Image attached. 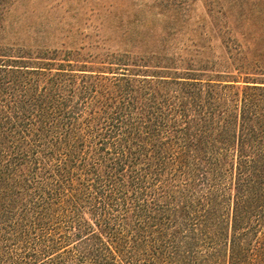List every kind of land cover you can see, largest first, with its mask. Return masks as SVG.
Wrapping results in <instances>:
<instances>
[{"label": "trees", "instance_id": "trees-1", "mask_svg": "<svg viewBox=\"0 0 264 264\" xmlns=\"http://www.w3.org/2000/svg\"><path fill=\"white\" fill-rule=\"evenodd\" d=\"M165 46L0 42V264H264V77Z\"/></svg>", "mask_w": 264, "mask_h": 264}, {"label": "rangeland", "instance_id": "rangeland-1", "mask_svg": "<svg viewBox=\"0 0 264 264\" xmlns=\"http://www.w3.org/2000/svg\"><path fill=\"white\" fill-rule=\"evenodd\" d=\"M0 42L100 57L159 45L185 57L202 45L221 70L264 77V0H0Z\"/></svg>", "mask_w": 264, "mask_h": 264}]
</instances>
